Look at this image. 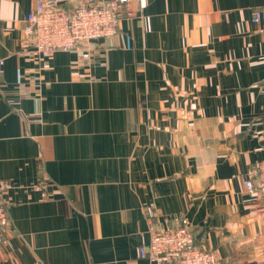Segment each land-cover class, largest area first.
Instances as JSON below:
<instances>
[{
    "label": "crops",
    "instance_id": "0c3cea01",
    "mask_svg": "<svg viewBox=\"0 0 264 264\" xmlns=\"http://www.w3.org/2000/svg\"><path fill=\"white\" fill-rule=\"evenodd\" d=\"M36 2L0 0V264H144L148 207L225 264H264L245 186L264 160V0H139L89 67L57 51L48 68L22 54Z\"/></svg>",
    "mask_w": 264,
    "mask_h": 264
},
{
    "label": "built area",
    "instance_id": "2783aa9c",
    "mask_svg": "<svg viewBox=\"0 0 264 264\" xmlns=\"http://www.w3.org/2000/svg\"><path fill=\"white\" fill-rule=\"evenodd\" d=\"M138 2L83 0L67 10L59 0H37L27 16L22 54L38 56L43 67L48 68V59L55 52H72L76 55L74 66L89 67L105 40L117 34L124 20L141 16L133 7ZM252 22L264 23V8L252 12ZM245 186L248 193L264 197V160L250 168ZM10 189V183L0 176V232H8L10 227L4 199ZM147 214L150 240L138 248L137 254L144 264H225L217 250L198 243L187 218L166 219L159 228L154 223L152 207L147 208Z\"/></svg>",
    "mask_w": 264,
    "mask_h": 264
}]
</instances>
